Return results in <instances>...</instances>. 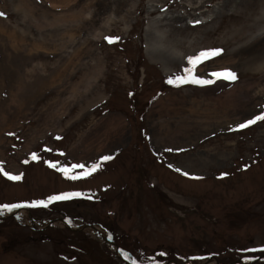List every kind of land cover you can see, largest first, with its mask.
<instances>
[{
	"label": "rangeland",
	"instance_id": "rangeland-1",
	"mask_svg": "<svg viewBox=\"0 0 264 264\" xmlns=\"http://www.w3.org/2000/svg\"><path fill=\"white\" fill-rule=\"evenodd\" d=\"M180 1L0 0V205L82 193L0 213V264H264V121L237 128L264 111V40L242 52L264 35V0H207L197 14ZM210 48L237 57L229 87L263 88L225 115L167 102L164 122L208 124L174 140L158 100L196 92L166 80ZM102 156L86 178L57 170Z\"/></svg>",
	"mask_w": 264,
	"mask_h": 264
},
{
	"label": "bare ground",
	"instance_id": "bare-ground-1",
	"mask_svg": "<svg viewBox=\"0 0 264 264\" xmlns=\"http://www.w3.org/2000/svg\"><path fill=\"white\" fill-rule=\"evenodd\" d=\"M156 1V0H155ZM162 1V0H161ZM207 0H181L176 5L178 8L186 9L189 11V13H194L199 9V7L203 6L206 3ZM133 5H128L125 9L126 15L130 14L132 11ZM157 9L152 10V12H156ZM200 12V11H199ZM194 14H197L195 12ZM177 20H184L185 17L183 14L176 16ZM237 38H240L238 36ZM261 38V39H260ZM259 39L255 40L253 43H251L248 47H245L242 51L243 53H250L253 54L254 51L259 52L262 51L263 48H258L259 42H263L264 35L261 36ZM260 40V41H259ZM146 54L150 57V54H152V49L148 48L146 49ZM235 55V54H234ZM233 53L228 54H222L220 57L215 58L214 60L208 61L206 64L201 65L198 69V73H201V77L203 78H209L208 73L215 70H221V69H230V66L234 63H236L237 57H234ZM243 58V57H242ZM174 60L171 58H166L163 61V65L165 67H171L172 62ZM229 67V68H228ZM170 71L166 69V73H169ZM231 85V82L219 80L214 84L210 85H198L196 88V92L191 94H183L180 90H176L172 92L171 94H168L164 98H159L158 104L160 105L159 109L157 110V121L161 126H164V130L166 132H170L172 134L174 140H179V138H183V136H189L191 133L197 134L199 131L203 130L205 126H207V122L205 125H202L203 121H196L193 123H187L185 119L182 116H179V120H174L173 124L170 125L168 122H164L161 117L162 113L166 112V108L168 107L167 102H179L180 99L182 102H190L194 103L191 106H189V112H199L198 110H201L205 112L206 114L215 113V114H221L225 115L226 110L233 105V102L236 101V99L245 97L247 100L249 98L254 99L258 97L261 89V87H257L254 94H250L247 91H244L246 88L250 86L248 83H243L240 86H238V83H235L233 86L229 87ZM239 87V88H238ZM188 97V98H187ZM166 99V100H164ZM164 100V101H163ZM202 103V104H201ZM175 114V112H173ZM167 115V113H165ZM182 117V119H180ZM208 116L204 118L206 120ZM112 121V120H111ZM110 121V129L112 128H121L122 127V120L119 117H115L113 121L116 123H111ZM165 131H161L162 135H166ZM159 133V134H160ZM183 135V136H182ZM160 137H162L160 135ZM100 151V150H99ZM82 163V162H81ZM93 229L99 231L101 234L104 232L103 228L101 226H93Z\"/></svg>",
	"mask_w": 264,
	"mask_h": 264
},
{
	"label": "snow or ice",
	"instance_id": "snow-or-ice-1",
	"mask_svg": "<svg viewBox=\"0 0 264 264\" xmlns=\"http://www.w3.org/2000/svg\"><path fill=\"white\" fill-rule=\"evenodd\" d=\"M5 13L0 11V17H4ZM193 25H198L201 23L200 20L190 21ZM105 39L109 43H113L114 41L118 40L119 37H105ZM223 53L222 49L219 48H210V49H202L196 55L186 57V64L187 66L183 67L180 74L169 76L166 80V83L170 85H182V84H195V85H210L214 84L219 80L227 81V82H235L238 78L237 73L231 69H221L215 70L208 73L209 78H203L197 74L198 69L201 65L206 64L208 61L214 60L217 57H220ZM258 121H264V111L260 112L259 114L254 115L252 118L245 120L244 122L237 125L238 129H245L251 125H255ZM9 135H12L11 133ZM167 151H172V149H168ZM182 151V149L180 150ZM33 160L38 159L37 154L33 153L32 157ZM112 159L111 156H102L100 157L99 161L92 163L90 166H85L84 164H72L71 167H58L56 164H50V167L57 168L58 171L64 174L66 178L77 180L86 178L91 176L94 172L101 168L102 163ZM27 161H25L26 163ZM74 169H82V171H78L75 174L73 173ZM2 171V170H0ZM177 171H180L177 169ZM9 179L19 180V175H11L8 172L3 173ZM188 175V173H184ZM82 193L80 192H70V193H61L58 195H53L48 197L47 200H40V201H33L31 204L28 205H21V204H12V205H0V213L3 211H12L15 208L19 207H47L49 203L53 201H61V200H68L75 196H80ZM108 239H112V236L109 235ZM264 250V249H262ZM160 255H164L161 253ZM135 264V262H134ZM153 264H156L153 261Z\"/></svg>",
	"mask_w": 264,
	"mask_h": 264
}]
</instances>
